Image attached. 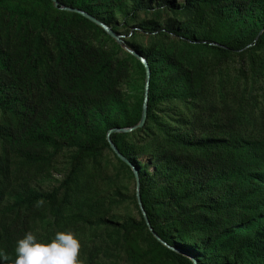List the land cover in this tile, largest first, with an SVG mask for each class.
Returning a JSON list of instances; mask_svg holds the SVG:
<instances>
[{"label":"trees","instance_id":"1","mask_svg":"<svg viewBox=\"0 0 264 264\" xmlns=\"http://www.w3.org/2000/svg\"><path fill=\"white\" fill-rule=\"evenodd\" d=\"M0 0V251L264 264V0ZM149 83L141 128L135 126ZM50 185L43 188L44 185ZM44 203L37 207L36 201Z\"/></svg>","mask_w":264,"mask_h":264},{"label":"clouds","instance_id":"2","mask_svg":"<svg viewBox=\"0 0 264 264\" xmlns=\"http://www.w3.org/2000/svg\"><path fill=\"white\" fill-rule=\"evenodd\" d=\"M43 199L36 201L39 207ZM80 242L71 231H58L48 242L39 241L31 231L16 242L15 264H81L78 259ZM8 256L0 251V264Z\"/></svg>","mask_w":264,"mask_h":264},{"label":"water","instance_id":"3","mask_svg":"<svg viewBox=\"0 0 264 264\" xmlns=\"http://www.w3.org/2000/svg\"><path fill=\"white\" fill-rule=\"evenodd\" d=\"M52 3H53V6L58 9V10H62V11H68V12H74V13H78L82 16H84L85 18H87L88 20H90L92 23L96 24L97 26H99L103 31H105L112 39H114L118 44H122V36H118V35H115L110 28H108L107 26H105L104 24L98 22L96 19L90 17L89 15H87L86 13L80 11V10H77V9H73V8H69V7H65L63 5H60L58 0H50ZM124 50L126 52H128L129 54L133 55L134 57H136L137 59H139L141 61V63L143 64L144 68H145V83H144V98H143V104H142V109H141V116H140V119H139V122L131 127V128H124V129H113V130H110L108 131L107 135H106V140L110 146V149L112 150V152L118 157L120 158L121 160H123L126 164H128L134 174V177H135V197H136V202H137V205H138V208L140 210V213L143 217V220L149 230V232L152 234V236L157 240L159 241L163 246L177 252V253H181L185 256H188L191 260H192V257L187 255L186 253H183L181 252L180 250H177V249H174L172 247H169L167 246L164 242H162L158 237L157 235L153 232L150 224H149V221L147 219V216L143 210V207L141 205V202H140V197H139V183H138V176H137V173L135 171V169L129 164V162L127 160H125L120 154L119 152L116 150V148L113 146V144L111 143L110 141V134L112 133H127V132H132L138 128H141L145 122V119H146V112H147V91H148V83H149V70H148V67H147V63L145 62V60L143 58H141L140 56L134 54L132 51H130L129 49H127L126 47H124ZM193 261V260H192ZM193 264H195V261H193Z\"/></svg>","mask_w":264,"mask_h":264},{"label":"rangeland","instance_id":"4","mask_svg":"<svg viewBox=\"0 0 264 264\" xmlns=\"http://www.w3.org/2000/svg\"><path fill=\"white\" fill-rule=\"evenodd\" d=\"M123 48H124V46H123ZM49 186L50 185L46 184V185L43 186V188H48Z\"/></svg>","mask_w":264,"mask_h":264}]
</instances>
